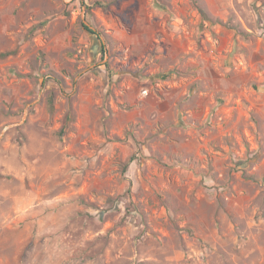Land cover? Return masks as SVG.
<instances>
[{"label": "rangeland", "instance_id": "374dc122", "mask_svg": "<svg viewBox=\"0 0 264 264\" xmlns=\"http://www.w3.org/2000/svg\"><path fill=\"white\" fill-rule=\"evenodd\" d=\"M0 264H264V0H0Z\"/></svg>", "mask_w": 264, "mask_h": 264}, {"label": "trees", "instance_id": "16d2710c", "mask_svg": "<svg viewBox=\"0 0 264 264\" xmlns=\"http://www.w3.org/2000/svg\"><path fill=\"white\" fill-rule=\"evenodd\" d=\"M83 26L89 33H92L93 35L97 36L99 39H102L101 34L97 32L90 24L84 23ZM104 48H105V45H104Z\"/></svg>", "mask_w": 264, "mask_h": 264}]
</instances>
